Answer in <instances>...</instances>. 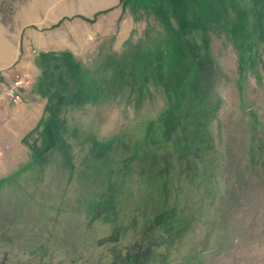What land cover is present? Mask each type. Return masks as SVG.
Returning a JSON list of instances; mask_svg holds the SVG:
<instances>
[{
  "label": "rangeland",
  "instance_id": "1",
  "mask_svg": "<svg viewBox=\"0 0 264 264\" xmlns=\"http://www.w3.org/2000/svg\"><path fill=\"white\" fill-rule=\"evenodd\" d=\"M20 29L0 264H264V0H0V58Z\"/></svg>",
  "mask_w": 264,
  "mask_h": 264
},
{
  "label": "crops",
  "instance_id": "2",
  "mask_svg": "<svg viewBox=\"0 0 264 264\" xmlns=\"http://www.w3.org/2000/svg\"><path fill=\"white\" fill-rule=\"evenodd\" d=\"M117 4L119 5V0H117ZM108 10H111L112 11L114 9L113 8H111V9L108 8L107 10H104L105 12L107 11L106 13H103V14H100V15H104V14L109 13L110 11H108ZM104 11H100V12H104ZM95 14H98V12H96ZM17 33H18V35L17 36L16 35L14 36V44L12 42L11 47L9 48V50H8V48L6 49L7 56L4 57V58H0V72L3 71L4 69H15L16 71H18L19 69H22V67H23L22 64L24 63L23 60H24V58L26 56V52L24 51L25 50V45L26 44H30L29 42L31 41V39L33 37H35V36H38L36 33L35 34H31V33L30 34H25V30L24 29L18 30ZM85 39H87V36L85 37ZM86 41L87 40H85V43H84L85 45L87 44ZM53 46H54V44H51V43L41 44V39H40V43H38L37 49L39 51L43 52V53L48 52V51H51V50L56 51L55 48H52ZM66 49H67L68 53H71L73 56L77 55L76 54L77 51L75 49H73V48H66ZM86 49H87V47L85 46L84 47V50H85L84 52H86L88 50V49L87 50ZM15 70H14L13 73L16 72ZM12 74L6 75L4 77H6V79H9L10 80L12 78V76H11ZM23 89L20 91V95H21ZM18 105H24L21 102V98H20V103ZM18 105L14 106L13 108L17 107ZM13 108H11V107L10 108H5L1 112V114L2 115H10V112L12 110H17V108H15V109H13ZM32 112L33 113H37L39 111H37V112L35 111L34 112L32 110ZM29 114H31V111L30 110H29ZM29 114H28V116L26 118H24L20 122V124H24V125H27L28 127H30V124L29 123H30L31 120H30V115ZM32 118L35 120V117L34 116ZM28 133H25V135L28 134Z\"/></svg>",
  "mask_w": 264,
  "mask_h": 264
},
{
  "label": "built area",
  "instance_id": "3",
  "mask_svg": "<svg viewBox=\"0 0 264 264\" xmlns=\"http://www.w3.org/2000/svg\"><path fill=\"white\" fill-rule=\"evenodd\" d=\"M25 79L21 74H15L10 81L0 87V109L4 102L11 105L20 103V91L24 88Z\"/></svg>",
  "mask_w": 264,
  "mask_h": 264
},
{
  "label": "trees",
  "instance_id": "4",
  "mask_svg": "<svg viewBox=\"0 0 264 264\" xmlns=\"http://www.w3.org/2000/svg\"><path fill=\"white\" fill-rule=\"evenodd\" d=\"M120 2L122 1V0H119ZM199 2H203V0H198ZM62 101V99L59 97V98H57V103H59V102H61Z\"/></svg>",
  "mask_w": 264,
  "mask_h": 264
}]
</instances>
